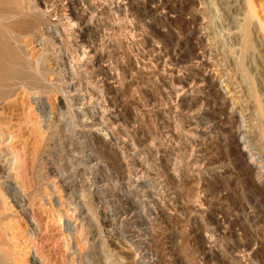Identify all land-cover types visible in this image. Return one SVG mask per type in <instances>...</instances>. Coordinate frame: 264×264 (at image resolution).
I'll return each instance as SVG.
<instances>
[{
    "label": "rangeland",
    "instance_id": "374dc122",
    "mask_svg": "<svg viewBox=\"0 0 264 264\" xmlns=\"http://www.w3.org/2000/svg\"><path fill=\"white\" fill-rule=\"evenodd\" d=\"M133 2H136L134 5L137 8L130 11L127 20L139 25L141 32L138 40L134 38L137 41L133 43L125 40L129 37L126 30L124 32L123 29L114 28L116 22L111 20L114 18L112 12L105 9L100 15L103 17L101 25L104 22V27L100 26L103 28L100 37H104L106 42L104 47L108 50L105 49L109 56L106 59L109 58L108 61L113 63L112 71L116 70L115 73H119L121 81V86L116 89V91L119 89V92L117 91L119 96H114L113 93L112 95L110 91V99L106 105H109L107 109L109 112L112 111L111 115H116V118L107 114L106 120L94 119V115L91 118L89 113L73 115L75 113L70 108H65V111L61 110L62 112L57 111V94L48 92L45 99L47 111L52 112L51 119L54 124H61L55 132L52 129L53 136L48 140L47 152L44 153L38 168L39 175L35 185L38 184L42 200L37 204L42 203L41 205L45 206L43 210L35 209V212H40L38 226H34L32 232L26 227L24 232L23 225L17 217L11 221L15 222L13 228L18 232L17 259L28 260L27 264H32L29 260L33 256H35L33 264H136L128 261L131 257H128V254L137 247L143 249V252H148L144 260H138L141 264H264V222L255 218L259 209L251 208L259 191L246 181L248 175L245 171L241 172L240 167L236 168L239 165L229 159L230 155L222 141L225 133L221 127L226 119L224 108L221 107L224 106L223 101L214 93L212 86L202 84L200 75L203 69L194 65L191 61L192 56H189L193 55L194 46L202 44L197 49L200 51V48L210 47L215 63L213 74L220 73L218 75L220 78L223 75L221 79H228L231 91L238 93V101H241L244 111L250 115L244 126L254 131L257 145L264 151V51L259 50L260 46L264 45V40L262 41L264 36H261L262 30L259 28L260 22H264V0H199L192 10L190 8L186 12L181 10L182 4L186 3L185 0H133ZM156 3H160L162 7H169L173 3L171 16L167 14L164 16L163 8L159 9L160 12H155L156 14L151 12V16L145 15L147 9ZM250 5L254 7L253 14L247 17L244 24L246 10ZM194 16L198 19L190 21ZM193 23L196 27L199 26L195 29L197 32L192 29ZM115 34H118V37H115ZM199 34L204 36L203 41L196 38ZM114 37L116 39L112 40ZM122 37L125 39L121 40ZM110 40L111 43L107 44ZM152 43L159 44L160 50L167 52L166 56L168 54L167 57L172 60L170 61L178 65H174L179 67L177 79L171 78L169 70L161 72V75L158 73L157 77L156 73L151 71L152 65L150 63L145 65L142 62V58L139 57L141 52L149 49ZM115 63L118 67L114 65ZM234 63H238L239 70L234 67L237 66ZM68 70L70 72L65 69L60 78L61 86L65 87L62 90H67L66 86L78 79L75 78L77 75L73 68ZM188 82H191V86ZM183 83L185 86L189 85L193 92L186 93L182 100L177 101L173 94ZM189 109L192 112H189ZM3 116L11 125L13 124L9 126L17 137V145L22 146L24 143L28 149L30 144L31 146L34 144L33 141L38 138V131L41 130L37 122L40 117L34 104L18 103L9 108ZM109 116L114 121H111ZM195 124H199L198 132ZM113 126L115 127L111 128ZM53 127L52 125L51 128ZM191 144L196 146L193 147ZM185 155H188L187 158ZM260 159L264 174V154H260ZM194 187L200 188L194 191ZM140 189H146L148 196L155 194L153 198L167 211V215H161L158 209L151 210L148 203L142 202L140 199L143 198L137 195L140 194ZM11 197L16 199L15 195ZM194 199L198 203L201 201L203 205L201 212L190 211L187 203ZM248 201L252 204L248 205ZM22 204L24 208V202ZM28 210L30 214L32 209ZM250 210L257 212L251 216ZM255 220L256 225L253 224ZM216 221L220 227L215 224ZM65 222L71 230L68 231ZM20 232L25 237L21 235L22 233L19 234ZM202 233H210L211 239L207 247L199 242ZM29 234L31 237L27 236ZM129 238L133 241L131 244ZM256 239L260 244L255 245ZM149 252L152 258H149Z\"/></svg>",
    "mask_w": 264,
    "mask_h": 264
},
{
    "label": "bare ground",
    "instance_id": "6f19581e",
    "mask_svg": "<svg viewBox=\"0 0 264 264\" xmlns=\"http://www.w3.org/2000/svg\"><path fill=\"white\" fill-rule=\"evenodd\" d=\"M185 1H186V3L184 5L181 3L182 4L181 10L183 12H186L187 10L189 11L190 8L192 10L194 5H197V3L199 2V0L198 1H196V0H185ZM248 1H250V0H248ZM135 3L133 2V0H0V264H27L28 260L21 261V260H24L21 257V255H18V256H20L22 259H19V258L17 259V246H18V244H17L16 238L18 237L17 236L18 232H17V230H15V228H13V225L15 222L12 223L13 222L12 220L14 217H17L19 219L18 221H20L23 225V229H24L23 231L25 232L26 227H27L26 229H30V231H31L33 228H35L34 226H38V223H39V213L40 212L39 211L35 212V209L43 210V208L45 207L44 205H41L42 203L40 205H38L39 203L37 204V202H41L40 200H42L41 195H39L40 193L38 191V184L35 185L37 183L36 179L39 175L38 168L41 165V159H42L43 155H45L44 153L47 152L46 151L48 149L47 145L49 143L48 140L53 136L52 129L55 132V130L60 128V124H61V123L54 124V121H52L53 119H51L53 116L52 112L47 111L45 99H47V95L49 94L48 92L51 91V92H54L55 94H57V99H58L57 100V107H56L57 111L58 110L59 111H61V110L65 111L64 110L65 108H70L75 113L73 115L80 114V113H83V114L89 113L90 117L92 115L95 116L94 119H105L106 120L107 118H106L105 114H107V115L112 116L113 118H116V115H111L112 111L109 112V110L107 109V107L109 105L108 106H106V105H107V101L109 102V99H110V95H109L110 91H112L111 94L113 93L114 96H117V94H118L117 91L119 92V89L117 91H116V89L121 86V81H120V78L118 77L119 73L117 72L118 74H116L115 69H114L115 72L112 71V69H113L112 64L113 63L108 61L109 58L106 59L108 56L106 53L107 49L104 47L106 42L104 40V37H100V32H102L101 29H103L102 27L100 28V26H103L104 22L102 21L103 24L101 25V20L103 19V17H101L100 15H101L102 11H105V9L112 12L114 14V18L112 17L113 19H111V20L112 21L114 20L116 22V27H114V28H117L118 30L123 29L124 32L126 30V33L129 35V37L127 39H125V38L124 39L127 40V42H129L128 40H130V42L133 43V42L137 41L138 40L137 37H140V35H141L140 34L141 32H139L140 26L131 22V20L130 21L127 20V18L130 17V15L128 16L130 11H132L134 8H137V6L134 5ZM173 3H175V2H173ZM159 4L156 3L154 5H151L150 8L147 9L145 15L151 16V14H150L151 12H154V13L157 11L160 12V10H161L160 8H163L162 11L164 13V16H165V14L171 16L170 14H172V10H171L172 4L169 7H162ZM248 4H250V3H247V5ZM253 8L254 7H252L251 5H250L249 9L247 8L248 10H246L247 15L245 16L244 24L247 22L246 20L253 14V10H254ZM136 10H138V9H136ZM179 10L180 9H178V11ZM106 13H104V14H106ZM187 13H185V15ZM132 14H133V12H132ZM183 15H181V16H183ZM187 15H189V13ZM196 17H198V15ZM196 17L194 16L191 18V20L190 19L189 20L192 21ZM196 19H198V18H196ZM182 20H184V19H182ZM189 20H186V21L190 22ZM110 22L111 21H109V23ZM249 22H250V19H249ZM193 25H194V23H193ZM197 27H199V26H197ZM197 27L194 25V26H192V29L195 30ZM107 28H109V27H107ZM259 28L262 30L261 36H264V22H260ZM114 32H112V33L114 34ZM117 32H119V31H117ZM195 32H197V31L195 30ZM245 32H246V30H245ZM244 34H243V36H244ZM117 35L115 37H118ZM241 35H242V33H241ZM196 36H197V34H196ZM115 37L112 38V40H115L116 39ZM123 37L121 40H124ZM134 38H136L137 40ZM196 38H198V40H200V41H203L205 39L202 34H199L198 37H196ZM263 40L264 39H262V41ZM242 41L244 42L243 39H242ZM116 42H117V40H116ZM110 43H111V40L107 44H110ZM107 44H106V47H107ZM200 45H202V44H200ZM112 47H114V46H112ZM194 47H195L194 48L195 50L193 49L194 50L193 55H189V56H192V59L191 58L190 59L194 65L201 66L200 68L203 69V72L200 75L202 84L204 86H207V87H208V85H209V87L212 86L214 93H217L218 96L220 97V100L223 101L224 106H221V107L224 108V112L226 114V116L224 117V118H226L225 122H222L224 125L222 124V127H221L225 133V134H223V138H222V141L225 144L224 147H225V149L228 150V153L230 155L229 159L232 160L231 162L237 163V165H239L236 168L240 167L239 168L240 171L241 172L245 171L246 175H248V177L245 176L246 181L250 182L251 183L250 185H253L259 191L258 197L254 198L255 199L254 206H251V208H252V210H254L256 208L259 209V213H258L259 215L256 213L257 212L256 211L255 213L257 216H255V218L257 217L256 219H258L260 222L261 221L264 222V174H263V170H262L263 167H261V165H260V160H261L260 154L261 155L264 154V151L261 149L262 147L259 148L260 145H257L256 135H255L254 131H252L251 128L244 126V123H245V121H247L246 119L248 118L249 114L246 112V110L244 111V108L240 104L241 101L240 102L238 101L239 100V98L237 97L238 93L236 94V93H234V91H231L229 80L228 79H221L223 76L222 74H221L222 75L221 78L218 76L220 74L219 72H217V73H219L217 75H216V73L213 74V69H214L213 66H215V63L213 60L212 51L210 50V47L205 46L203 48H200L201 51L197 50V49H199L197 46H194ZM116 48H117V46H116ZM259 50L264 51V45L260 46ZM138 51H139V49H138ZM114 52H116V51H114ZM110 53H112V52H110ZM166 53L160 50L159 44L152 43L150 45V48L141 52V54H140L141 56H139V57L142 58V62L145 65H147L149 63L152 65V67L151 66H148V67H151L152 70L151 69L150 70L154 71L156 73V75L158 73H160L159 75H161V72H164L165 70H169L170 74H171V78L177 79L179 77V75L177 74L179 71V69H178L179 67L174 66L176 63L175 64L172 63L171 62L172 60L170 59V57H167L168 54L166 56ZM214 53H216V52H214ZM213 55H215V54H213ZM115 59L117 60V58H115ZM239 60L240 59H238V61ZM234 64L237 65L238 63L237 64L234 63ZM114 65H117V67H118V64L115 63ZM142 66H143V64H142ZM196 66H194V67H196ZM232 66H234V65H232ZM234 67L237 69L238 65L234 66ZM71 68H73L75 70L76 75H77L75 78H78V79H77V81L75 80V82H73V83L71 82V84L67 85L66 86L67 90L65 89L66 90L65 91V90H62L65 87L63 88L61 86L62 82H60L61 81L60 78H61V76H63L62 73L65 71V69H67V71L70 72V70H68V69H71ZM119 68H120V65H119ZM139 68H141V67H139ZM142 69H144V67H142ZM159 70H160V72H159ZM238 70H239V68H238ZM74 73H73V75H74ZM170 74H168V76ZM69 75H68V77H69ZM159 75H157V77ZM224 77H225V75H224ZM151 78H153V77H151ZM73 79H74V76H73ZM123 79H121V80H123ZM165 80H166V78H165ZM169 80H172V79L169 78ZM64 81L67 82L66 79ZM170 83H171V81H170ZM174 83H176V82H174ZM190 83L188 82V84L191 86ZM194 83L195 82H193V84ZM63 84H64V82H63ZM193 84H192V87H193ZM231 84H233V83H231ZM189 85L185 86L183 83L182 85H180V87H177V89L174 91V94H173V95H175V99L177 101H178V99H181L183 95L192 91V89ZM199 85H201V84H199ZM194 87L196 89V86H194ZM164 90H167V89H164ZM25 102L27 104L30 103V105L34 104L35 108L38 111V117H40V120L38 118L37 122L41 127L40 128L41 130H39L38 134H37L38 138L33 141L34 144L32 146L30 144L28 149H27L26 144H24V143H22L23 144L22 146L17 145V143H16L18 141L16 139L17 137L13 133L14 131L11 130V126H13V124L11 125L10 121L6 120L7 118L4 119V116H3V115H5V112H7V110L9 108L16 106L18 103L24 104ZM184 110H186V109H184ZM221 110H223V109H221ZM9 111H12V110H9ZM190 111L191 110L189 109V112ZM70 112L73 113L72 111H70ZM173 113H175V112L173 111ZM112 114H114V113H112ZM181 114H183V113H181ZM81 115H79V116H81ZM187 115H185V116H187ZM104 116H105V118H104ZM110 116L108 117L109 119H110ZM177 116H176V118H177ZM41 117H42V119H41ZM249 117H250V115H249ZM56 118H58V117H56ZM74 118H72V119L74 120ZM91 118H93V117H91ZM204 118H203V120H204ZM194 119L195 118H193V120ZM110 120L114 121V120H112V118ZM108 123H109V120H108ZM9 124L11 126H9ZM52 125L54 126L53 128H51ZM198 125L195 124L194 127L196 129H198L197 128V127H199ZM114 127L115 126H113L111 128H114ZM60 130H63V129H60ZM73 130H75V129H73ZM193 131H195V129H193ZM198 131H199V129L197 130V132ZM201 131L203 133V130H201ZM167 132H169V131H167ZM197 132H195V133H197ZM56 133H58V131H56ZM190 133H191V131H190ZM190 133H189V135H190ZM54 135H56V134L54 133ZM189 135H188V137H190ZM194 136H196V135H194ZM9 138H10V140H9ZM195 141H196V139H195ZM185 142L187 143V141H185ZM191 142H193V141H191ZM197 144H198V142H197ZM258 144H260V143H258ZM191 145L193 146V144H191ZM200 145H201V143H200ZM170 146H171V144H170ZM192 146H190V147H192ZM195 146H193V147H195ZM100 148H102V147H100ZM226 155H228V154H226ZM187 156H186V158H187ZM79 157H81V156H79ZM226 157H228V156H226ZM62 159H63V157H62ZM225 162H228V161H225ZM233 168H235V167H233ZM225 169H227V168H225ZM220 172H222V171L220 170ZM227 172H229V171H227ZM241 172H240V174H241ZM234 174H236V173H234ZM234 174H233V176L235 177ZM228 178H229V176H228ZM60 179H62V178H60ZM134 179H136V178H134ZM132 180H133V178H132ZM132 183H135V182H132ZM129 185H130V183L128 184V186ZM191 186H193V185H191ZM196 188L194 189V191H196ZM199 188H197V190ZM151 189H153V188H151ZM140 190H141L140 194H137V195L143 198V200L140 199L142 202H145V204L148 203L151 210L152 209H154V210L158 209L159 212L161 213V215H167V211H165V209L160 207L159 203L155 200V198H153V195L156 196L155 194H153L152 196H148L149 194L148 195L146 194V189H143V190L140 189ZM194 191H193V193H194ZM138 193H139V191H138ZM141 193H142V195H141ZM198 193H200V192H198ZM12 195L13 196L15 195L16 199L11 197ZM135 196H133V197H135ZM157 196H158V194H157ZM131 198H132V196H131ZM136 198L137 197H135V199ZM201 198L203 199V197H201ZM189 199H191V198H189ZM22 202H24V205H25L24 208H23ZM200 202L198 203L194 199V200H191L190 203H187L190 206L189 207L191 209L190 211H192V210L200 211L203 208V205H201ZM251 202H253V200H251ZM235 204H237V203H235ZM249 204H252V203L249 202L248 205ZM248 205H247V207H248ZM142 206H144V205H142ZM244 206H245V204H244ZM28 209H32V212L30 213L32 215L29 214ZM8 210H10V211H8ZM249 212H250L249 214L251 216L253 214H255L254 211L250 210ZM123 214H126V213L123 212ZM123 214H121V215H123ZM9 216H12V218H10ZM60 217H61V215H60ZM124 217H126V216H124ZM115 220H117V219H115ZM119 220H121V219H119ZM14 221H16V218ZM217 221L215 222V224H217V226L220 227V224ZM259 221H257V222H259ZM251 223H252V221H251ZM255 223H256V220L254 221L253 224H255ZM68 226H69L68 223L65 222V227L69 231L71 229ZM22 232H20L19 234H21ZM33 232H35V231H33ZM241 232H243V231H241ZM32 234L33 233H31V235ZM209 234H206V233L200 234V237H199L200 241L199 242H201L203 244V246L204 245L206 246L210 242L211 236H209ZM21 235H23V233ZM27 236H30V234ZM23 237H25V235H23ZM131 238H129V239H131ZM28 239H29V237H28ZM132 242L133 241L131 239L129 241V243L131 244ZM259 242L260 241H257V239H256L255 245L260 244ZM130 246H132V245H130ZM140 246H141V244H140ZM145 246H146V244H145ZM242 248H244V247H242ZM145 249H146V247H145ZM147 254H148L147 251L143 252V249H139L137 247H134L132 249V253L128 254V257L131 256L132 258L130 257V260H128V259L127 260L133 261L134 263L137 264V263H139L138 260L139 261H141L142 259L144 260L145 257H147ZM150 255H151V253L148 255L149 258H152V257H150ZM34 258H35V256L31 257L30 258L31 260H29V261H31L32 264L35 263ZM241 259H244V258H241ZM238 260L239 259H237V261ZM147 263H150V262H147ZM139 264H141V263H139Z\"/></svg>",
    "mask_w": 264,
    "mask_h": 264
}]
</instances>
